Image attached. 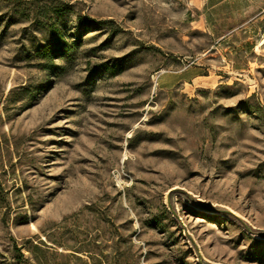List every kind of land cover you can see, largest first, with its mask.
<instances>
[{"label":"rangeland","instance_id":"1","mask_svg":"<svg viewBox=\"0 0 264 264\" xmlns=\"http://www.w3.org/2000/svg\"><path fill=\"white\" fill-rule=\"evenodd\" d=\"M0 264H264V0H0Z\"/></svg>","mask_w":264,"mask_h":264},{"label":"trees","instance_id":"2","mask_svg":"<svg viewBox=\"0 0 264 264\" xmlns=\"http://www.w3.org/2000/svg\"><path fill=\"white\" fill-rule=\"evenodd\" d=\"M78 21H79V24L80 25H84V24H87V25L90 24V25H92L95 22L94 19H92V18H86V17H83V16H79L78 17ZM53 49L55 50V48H53ZM45 50H47V48ZM45 50H44V52H45ZM43 54H44V56H47L48 52L46 51Z\"/></svg>","mask_w":264,"mask_h":264}]
</instances>
